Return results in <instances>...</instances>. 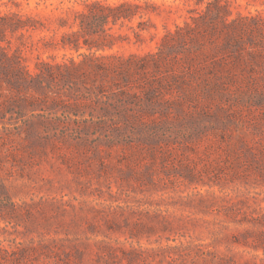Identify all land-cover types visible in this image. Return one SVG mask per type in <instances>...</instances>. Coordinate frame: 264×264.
<instances>
[{
    "label": "rangeland",
    "instance_id": "374dc122",
    "mask_svg": "<svg viewBox=\"0 0 264 264\" xmlns=\"http://www.w3.org/2000/svg\"><path fill=\"white\" fill-rule=\"evenodd\" d=\"M75 1L0 0V264H264V0Z\"/></svg>",
    "mask_w": 264,
    "mask_h": 264
},
{
    "label": "trees",
    "instance_id": "16d2710c",
    "mask_svg": "<svg viewBox=\"0 0 264 264\" xmlns=\"http://www.w3.org/2000/svg\"><path fill=\"white\" fill-rule=\"evenodd\" d=\"M198 2L201 3L203 0H198ZM75 3L81 6V9L72 10L77 29L62 36L63 48L78 50L80 42L87 50L95 48L98 51L111 48L120 38L111 32L112 28L124 21H131L143 15L139 0H123L116 4H108L101 0H77ZM197 14L200 16V13ZM192 20L195 22L194 19ZM135 36L136 38L139 36L137 31ZM7 63H10V60H7ZM11 68L10 71L17 70ZM94 68L100 72L104 71L100 65Z\"/></svg>",
    "mask_w": 264,
    "mask_h": 264
}]
</instances>
